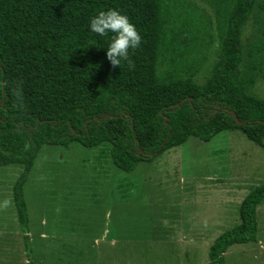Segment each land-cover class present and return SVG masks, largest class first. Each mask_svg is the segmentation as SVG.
<instances>
[{
	"label": "trees",
	"instance_id": "trees-1",
	"mask_svg": "<svg viewBox=\"0 0 264 264\" xmlns=\"http://www.w3.org/2000/svg\"><path fill=\"white\" fill-rule=\"evenodd\" d=\"M204 1L213 14L203 18L210 29L201 32L217 45L196 83L182 75L193 68L182 57L196 54L184 30L175 28L179 0H0V81L6 84L0 89V167H21L11 194L24 233L22 187L45 147L107 145L111 164L123 173L189 137L205 143L222 131L238 130L264 149V101L248 93L256 76L264 80V41L248 45L251 63L248 70L242 65V30L256 0ZM110 9L128 16L142 36L141 47L130 50L134 69L113 68L106 58L112 34L89 29L93 16ZM17 82L23 109L14 107ZM263 201L264 184L244 195L238 223L209 244L206 264H224L228 248L255 242V209Z\"/></svg>",
	"mask_w": 264,
	"mask_h": 264
},
{
	"label": "rangeland",
	"instance_id": "rangeland-1",
	"mask_svg": "<svg viewBox=\"0 0 264 264\" xmlns=\"http://www.w3.org/2000/svg\"><path fill=\"white\" fill-rule=\"evenodd\" d=\"M179 2L175 28L184 30L196 54L182 57L193 67L182 75L202 83L217 45L202 33L210 29L203 18L213 7L204 0ZM263 41L264 0H256L241 36L246 70L248 45ZM254 81L248 93L264 101V80ZM20 171L0 167V264H206L214 237L238 223L240 200L264 184V149L238 130L222 131L205 143L189 137L123 173L111 164L107 145L45 147L22 187L25 233L11 194ZM255 219V242L232 246L224 264H264V201Z\"/></svg>",
	"mask_w": 264,
	"mask_h": 264
},
{
	"label": "clouds",
	"instance_id": "clouds-1",
	"mask_svg": "<svg viewBox=\"0 0 264 264\" xmlns=\"http://www.w3.org/2000/svg\"><path fill=\"white\" fill-rule=\"evenodd\" d=\"M89 29L102 37L112 34L106 58L113 68H120L122 64H126L129 69L135 68L130 58V50L134 54L135 50L141 47L142 36L128 16L115 9L100 11L91 18ZM4 87L6 84L0 81V89ZM12 96L15 98L14 107L23 109L25 103L21 82H17L12 89ZM10 203L11 201L5 200L3 206L7 207Z\"/></svg>",
	"mask_w": 264,
	"mask_h": 264
},
{
	"label": "crops",
	"instance_id": "crops-1",
	"mask_svg": "<svg viewBox=\"0 0 264 264\" xmlns=\"http://www.w3.org/2000/svg\"><path fill=\"white\" fill-rule=\"evenodd\" d=\"M181 230H182V228H181ZM180 234H181V232H180ZM183 237V236H182ZM215 238V237H214ZM180 240V239H179ZM213 241V240H212ZM252 244V243H251ZM254 245V244H253ZM234 246H236V245H234ZM232 247V246H231ZM231 247L230 248H228V250L224 253V257H225V255L227 256L230 252H232L233 250H231Z\"/></svg>",
	"mask_w": 264,
	"mask_h": 264
},
{
	"label": "water",
	"instance_id": "water-1",
	"mask_svg": "<svg viewBox=\"0 0 264 264\" xmlns=\"http://www.w3.org/2000/svg\"><path fill=\"white\" fill-rule=\"evenodd\" d=\"M240 124V123H239ZM263 142H264V138H263ZM150 156L152 155V154H149Z\"/></svg>",
	"mask_w": 264,
	"mask_h": 264
}]
</instances>
